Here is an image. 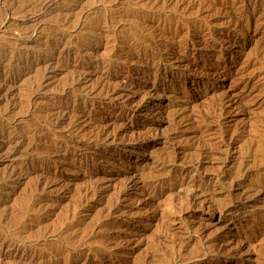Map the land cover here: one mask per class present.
I'll return each mask as SVG.
<instances>
[{"label":"rangeland","instance_id":"374dc122","mask_svg":"<svg viewBox=\"0 0 264 264\" xmlns=\"http://www.w3.org/2000/svg\"><path fill=\"white\" fill-rule=\"evenodd\" d=\"M0 264H264V0H0Z\"/></svg>","mask_w":264,"mask_h":264},{"label":"bare ground","instance_id":"6f19581e","mask_svg":"<svg viewBox=\"0 0 264 264\" xmlns=\"http://www.w3.org/2000/svg\"><path fill=\"white\" fill-rule=\"evenodd\" d=\"M171 1H172V0H171ZM168 3H169V2H168ZM148 154H149V153H148ZM161 161H162V160H161ZM163 161H164V160H163ZM163 161H162V163H163ZM160 163H161V162H160ZM166 163H167V162H166ZM161 166H162V165H161ZM168 169H169V168H168ZM243 173H244V172H243ZM159 176H161V174H160ZM155 177H156V176H155ZM158 179H159V177H158ZM158 179H157V180H158ZM155 181H156V180H155ZM193 188H195V187H193ZM199 188H200L199 186H198V188H195L196 192H197V191H203V190H205V189H202V188H201L200 190H198ZM191 191H192V190H191ZM204 192H205V191H204ZM194 193H195V192H194ZM200 193H202V192H200ZM195 195H199V194H195Z\"/></svg>","mask_w":264,"mask_h":264}]
</instances>
